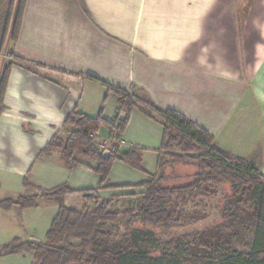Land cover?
<instances>
[{
  "label": "crops",
  "instance_id": "obj_1",
  "mask_svg": "<svg viewBox=\"0 0 264 264\" xmlns=\"http://www.w3.org/2000/svg\"><path fill=\"white\" fill-rule=\"evenodd\" d=\"M5 51L3 61L12 53L42 67L15 64L9 74L0 114V201L38 194L23 186L24 179L46 191L62 184L87 188L83 168L65 169L57 154L36 159L54 134L71 131L63 122L72 111L114 116L115 95L87 76L142 90L157 109L179 112L220 150L264 176V0H26L17 40L6 43ZM99 136L144 150L161 140L162 128L133 111L120 141L108 139L106 131ZM157 151L142 153L148 174L156 172ZM139 175L135 183L125 178L114 184L146 179ZM34 210H49L54 218L57 206L39 200ZM24 211L12 207L0 214ZM42 225H50L49 216ZM32 239L24 242H41Z\"/></svg>",
  "mask_w": 264,
  "mask_h": 264
},
{
  "label": "trees",
  "instance_id": "obj_2",
  "mask_svg": "<svg viewBox=\"0 0 264 264\" xmlns=\"http://www.w3.org/2000/svg\"><path fill=\"white\" fill-rule=\"evenodd\" d=\"M26 0H9L7 14L0 33V114L5 109L3 98L10 71L15 64H27L8 53L3 61L6 43L16 42ZM117 98L114 116L106 120L101 111L96 117H87L72 111L63 122L71 129L62 139L54 134L36 159L57 154L63 167L69 171L81 167L91 170L97 177L95 188L74 190L62 184L51 190L30 185L38 194L0 201V210L16 207L20 212L34 209L42 200L57 206V213L50 223L43 242H21L15 239L0 247V259L11 255L31 254L32 264H264V176L250 163L220 150L213 137L203 128L175 110L157 109L140 89L130 91L108 85L94 77ZM133 111L158 123L162 128L161 144L157 151L156 172L148 174L142 166L143 150L130 147L127 151L109 152L105 155L94 142L101 128L108 139L120 141ZM162 154L165 156L163 157ZM79 157L96 163L94 168L79 161ZM165 157H170L169 162ZM121 162L144 174L146 179L134 185H112L108 176L113 162ZM194 162L197 171L185 183L165 186L166 170L187 162ZM227 184L231 195L221 212L228 220L204 232L184 235L161 243L147 227L168 228L178 225L185 210L200 195L206 200L215 195L218 187ZM136 189L140 199L132 207L113 209L116 198L136 195H113L101 200L99 192ZM77 195L84 204L68 207L66 197ZM92 203V206L88 204ZM241 206V207H240ZM244 220L251 231L246 250L236 251L239 230L235 222ZM141 228H133L134 225ZM123 227L125 235L116 239V232ZM158 256H152V251Z\"/></svg>",
  "mask_w": 264,
  "mask_h": 264
},
{
  "label": "rangeland",
  "instance_id": "obj_3",
  "mask_svg": "<svg viewBox=\"0 0 264 264\" xmlns=\"http://www.w3.org/2000/svg\"><path fill=\"white\" fill-rule=\"evenodd\" d=\"M8 2L9 0H0V33L7 14ZM5 50H6V45L4 47V53L6 52ZM3 58L4 56L2 55V59ZM69 132H64L61 135L62 139L68 137ZM99 134L101 136L99 137L103 138L105 134V129L101 128L99 130ZM160 141H161L160 138H158L156 141L146 144L148 145L147 147L149 148L144 149L143 153L145 154L154 153L157 149H159L161 144ZM94 142L101 151L115 152L119 150L124 152V150L127 151L128 149V148H124L126 146L123 145L121 142L110 143L108 141L99 139L97 135L94 136ZM162 156L164 157L165 155L162 154ZM164 159H166L169 162L172 160L170 157H165ZM89 162L93 164L92 161ZM83 169L89 177V179L86 181V186H87L86 189L95 188L98 182V177L91 170L87 168H83ZM196 171H197V167L195 163L192 161L187 162L186 164L183 165L176 166L172 169L168 168L166 170L168 179L164 183V185L171 186L175 184H180L182 182L185 183L187 181H190V176L195 174ZM139 174L140 173H138V171L130 168L126 164L115 161L111 166V170L108 176V182L109 184L117 185L114 183L123 182L125 178H129L130 180H132L129 182L135 183L140 178ZM102 192L106 193L107 191H102ZM134 192L136 193V195L132 198H123V197L122 198L119 197L118 199L115 198L113 200L114 203L113 209L123 210L128 205H132L133 207L140 199V195L138 194V191L136 190ZM230 195H231V191L227 184L218 187L215 195L209 198L208 200L198 195L194 204L190 205L189 208L185 210V216L182 218L181 222L178 225L168 228L147 227V229L153 232L154 236L159 242L164 243L184 235L191 236L195 233L204 232L217 225L226 224L228 220L223 217L221 212L224 208H226L228 203L226 199L229 198ZM68 197H74V199H76L74 200V205H70L68 207L79 208L84 204V202L81 200H80L81 202H79L78 198H76V195H72ZM110 198L113 197H109L108 199ZM100 199L106 200L103 198ZM71 204H73V201H71ZM88 205L92 206V203H89ZM48 211L49 210L38 212L37 210L34 209H27L22 214L17 212V215L0 214V247L11 243L15 239L24 242V241H30L33 238L32 240L43 242L45 239V234L47 233L50 225L43 226L42 220H44V218H47V216H49L50 223L51 220H53V217H51L52 215H50ZM55 212L56 211H54V216H55ZM234 224L236 225L240 234L239 242H237V245L235 246V250L244 251L246 250L244 248V245H247L251 238V231L246 230L247 228H249V225L244 220H241L239 222L237 221ZM133 228H141V227L136 224L133 226ZM125 233H126L125 229L121 227L120 230L115 233L117 236L116 239L120 240L122 236L125 235ZM151 254L152 256L159 255L158 251L156 250L152 251ZM0 264H32V256L31 254H22V256L20 258H17V260H10V258L3 257L0 259Z\"/></svg>",
  "mask_w": 264,
  "mask_h": 264
},
{
  "label": "water",
  "instance_id": "obj_4",
  "mask_svg": "<svg viewBox=\"0 0 264 264\" xmlns=\"http://www.w3.org/2000/svg\"><path fill=\"white\" fill-rule=\"evenodd\" d=\"M104 154H105V155H108V153H106V152H105Z\"/></svg>",
  "mask_w": 264,
  "mask_h": 264
}]
</instances>
